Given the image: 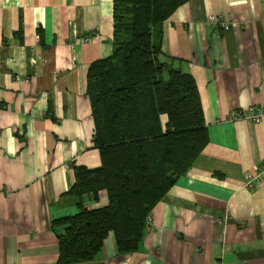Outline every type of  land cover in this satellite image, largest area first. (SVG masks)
I'll use <instances>...</instances> for the list:
<instances>
[{"label": "crops", "instance_id": "crops-1", "mask_svg": "<svg viewBox=\"0 0 264 264\" xmlns=\"http://www.w3.org/2000/svg\"><path fill=\"white\" fill-rule=\"evenodd\" d=\"M112 36L113 0H0V264H58L56 222L81 209L73 166L101 165L87 72ZM161 49L193 76L208 141L137 251L118 253L110 233L78 264H264V181L243 186L264 167V119L228 120L264 107V0H188L163 22ZM107 203L104 190L81 196L82 208Z\"/></svg>", "mask_w": 264, "mask_h": 264}, {"label": "trees", "instance_id": "trees-1", "mask_svg": "<svg viewBox=\"0 0 264 264\" xmlns=\"http://www.w3.org/2000/svg\"><path fill=\"white\" fill-rule=\"evenodd\" d=\"M186 1L113 0L112 53L87 72L101 165L73 166L81 209L56 222L58 264L92 261L110 233L118 253L137 251L152 208L208 141L193 76L160 59L163 22ZM103 190L106 206L82 208Z\"/></svg>", "mask_w": 264, "mask_h": 264}, {"label": "built area", "instance_id": "built-area-1", "mask_svg": "<svg viewBox=\"0 0 264 264\" xmlns=\"http://www.w3.org/2000/svg\"><path fill=\"white\" fill-rule=\"evenodd\" d=\"M207 21L216 24L223 29H227L231 26L229 21L224 20L220 16L209 15L207 17ZM239 119L260 122L262 119H264V107L258 105H249L247 107L232 111L228 116V120L230 121H236ZM262 181H264V167L255 172L246 174L243 186L247 189H252ZM150 220L151 215L148 216L147 223L150 222Z\"/></svg>", "mask_w": 264, "mask_h": 264}]
</instances>
